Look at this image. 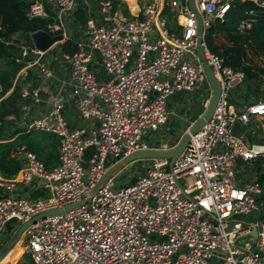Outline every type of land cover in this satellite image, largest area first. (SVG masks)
Masks as SVG:
<instances>
[{"label":"built area","instance_id":"obj_1","mask_svg":"<svg viewBox=\"0 0 264 264\" xmlns=\"http://www.w3.org/2000/svg\"><path fill=\"white\" fill-rule=\"evenodd\" d=\"M76 1L51 0L53 20L44 30L61 33L60 43L70 39L66 16ZM83 1L84 33L73 40V52L55 56L69 66L68 78L59 82L50 110L26 128L57 135L58 162L47 168L25 145L16 147L24 164L16 176L0 179L6 193L0 195V244L11 220L22 224L81 200L107 166L123 156L169 148L154 144L151 134L172 113L168 98L194 91L206 80L196 48L198 13L204 55L220 84L211 119L190 136L171 166L168 158L149 159L131 183L114 190L111 177L84 204L30 224L22 233L24 251L33 264H264V224L257 218L263 186L257 179L237 182L233 171L238 159L251 163L264 156V143L247 144L242 138L250 117L264 116V101L235 109L229 92L243 83L244 75L210 52L204 40L211 21L224 17L231 0H194L196 11L190 0H147L135 13L127 0H121L124 8L101 0L97 11ZM251 1L264 7V0ZM27 16L47 18L50 13L43 0H30ZM250 25L244 18L238 27ZM5 43L19 48L15 61L22 65L12 87L28 78L32 66L43 78H53L45 52L32 41ZM39 96L36 87L21 90L23 99L39 101ZM69 101L83 120L93 123L70 127L64 115ZM236 121L242 126L238 135L231 131ZM20 183L47 189L49 196L16 195ZM243 215L251 217L242 221ZM253 228L256 237L250 234ZM244 236L254 242L238 244Z\"/></svg>","mask_w":264,"mask_h":264},{"label":"trees","instance_id":"obj_2","mask_svg":"<svg viewBox=\"0 0 264 264\" xmlns=\"http://www.w3.org/2000/svg\"><path fill=\"white\" fill-rule=\"evenodd\" d=\"M29 2L30 0H0V61H5L9 66L0 72V96L11 90L0 100V176L3 178L15 176L22 166V161L11 155L17 145L25 144L29 150L37 151V143L34 141L36 135L31 131H24L13 140L9 139L21 129L6 131L7 116L16 115L23 101L20 87L15 85L11 89L13 78L22 66L15 61L19 48L15 44H6L5 41H14L12 35L17 32L28 34L39 29L44 30L53 20L51 11L47 18H28ZM81 18L77 16L79 22H82ZM244 18L249 19L251 25L249 28L239 29V22ZM204 40L210 52L221 56L226 65L243 73V83L252 80L257 72L264 68V7L251 0H231L230 8L224 17L211 21L205 31ZM60 48L65 52H73L75 45L69 39L62 43ZM253 96L254 93L248 88L246 104L259 100ZM262 160L257 158L255 163L259 164ZM257 180L262 184L264 172ZM257 218L264 224V211H260ZM21 253L3 264H33L29 257L26 261L18 260Z\"/></svg>","mask_w":264,"mask_h":264},{"label":"rangeland","instance_id":"obj_3","mask_svg":"<svg viewBox=\"0 0 264 264\" xmlns=\"http://www.w3.org/2000/svg\"><path fill=\"white\" fill-rule=\"evenodd\" d=\"M79 1L81 3H84L83 0ZM86 1L88 2V5L91 9H99V2L101 0ZM111 1L114 4L120 2V0ZM127 1L131 10H133V7H137L135 2L136 0ZM124 5L126 4L124 3ZM81 11L83 13V19V15H86L87 11L85 8H82ZM83 26L84 23L79 22L78 20H71V24H69L67 32H69V35L74 33L75 31L80 32ZM13 39L14 41L24 44H29L31 42L30 37L28 38L27 36H24L23 32H19L18 35H16ZM61 44L62 43H58L54 48V50L58 53L62 51L60 48ZM51 53L52 49H50L47 55L48 58H50L49 56L51 55ZM8 68L9 66L5 61H0V72ZM95 69L96 72L100 73V68ZM248 88H250V91L254 93L253 97H257L258 99L264 101V68L259 70L252 80L245 81L243 84L232 88L229 92V102L235 107H243L247 101L246 94L248 93ZM210 95L211 89L207 80H205L203 82H200L194 91L181 92L176 96H170L168 98V107L170 110H172V113L170 114L166 123L161 124L157 131L151 133L154 139V144L167 147L173 146L183 135L189 125L193 122L194 118L196 119L199 113L201 114L204 112L208 104ZM16 116L17 115H13L12 120L8 121L16 123V121L18 120ZM70 116L77 121L80 120L81 124H86V120L80 118L78 113H76V111L72 109ZM242 138L247 144L264 143V116H251L249 119V124L245 126L242 131ZM149 144H151V142ZM54 154L56 158L55 151ZM86 155L87 153L85 154V156ZM259 158L263 159L261 162H258L259 164H256L255 161H252L251 163H245L239 159L236 161L235 165L233 166V171L237 182L257 179L259 175L264 172V156ZM110 160L111 156H108L107 161ZM149 165V159L137 160L135 162L129 163L112 177L114 183L113 189L116 190L125 184L131 183L134 179L135 174H137L138 172L143 173ZM166 169L169 170V165L166 166ZM262 186L263 195L259 199L260 211H264V181L262 182ZM37 196L46 198L47 196H49V191L47 189H39V192H37V195L35 197ZM250 217V215H243L240 216L239 219L242 221H248ZM20 226V221L18 219H13L7 224L6 228L4 229L2 234V242L0 244V264L10 261L21 252L22 253L18 260H28V256L24 251V247L22 244L23 235H18ZM253 242V238H251L250 236H244L240 238L238 244L246 245L247 243Z\"/></svg>","mask_w":264,"mask_h":264},{"label":"crops","instance_id":"obj_4","mask_svg":"<svg viewBox=\"0 0 264 264\" xmlns=\"http://www.w3.org/2000/svg\"><path fill=\"white\" fill-rule=\"evenodd\" d=\"M43 1H44L45 5H46L47 9L49 11H51V13L53 14L54 13L53 12L54 11V7H53V4L51 3V0H43ZM146 1L147 0H136L135 2H136V6L137 7H133L132 12L135 13L140 7H142L146 3ZM117 4H119L121 8H124V7L127 6V4L124 5V2H122L121 0ZM82 8H85L86 11H87V6L84 5V3H81L79 0H77L73 13L66 16V23H68L67 24V28H68L69 24H71V20L72 21L73 20H77V18H76L77 16L82 17V14H83L82 11H81ZM95 11H97V9ZM86 18H87V13H86V15H83V19L81 18L82 19V23H84V26H83V28H81L82 30L80 32H76L75 31L74 33H72L70 35L68 34L72 41L76 40L79 36H81L84 33ZM18 33L19 32L14 33L12 35L13 36L12 38H14L16 35H18ZM23 35L27 36V37L28 36L30 37V35L27 34V33H23ZM56 46H57V44L53 45L50 48V49H52V53L49 56L50 58H48V56H47L49 51H50V49L48 51H46L45 55H44V61H46V60L49 61V66L53 70V75H54L53 78H50V79L43 78L40 75V73L38 72L37 67L36 66H32V67L29 68V76H28V78L25 81H20V83L17 84L20 87V95H21L22 88H24V87L25 88H27V87L28 88L36 87V88L39 89L40 96H39V101H34V99H32V97L31 98H27V99H23L21 97L23 103L20 105V107L18 109V112L16 114L17 115L16 118L18 120L16 121V123L7 121V125H6V131L14 130V129H16V130L17 129H21V131H19L17 134H15L9 140H13L18 134H20V133H22L24 131L25 132H30V131H27V129H26L28 123H30L32 120L44 115L46 112H48L50 110L52 99H53V95H54L55 91L57 90L59 82L68 78L69 66L66 63H64L59 57H55L58 54L57 51L54 50V48ZM100 72H101V69H100ZM12 88L13 87H11V89ZM9 92H7L3 96H0V98L3 99L4 97H6V95ZM71 109L76 111L75 107L72 105V102L69 101V103L66 104V106H65L64 115H65V118H66L68 124L70 125V127H78V126L86 127V126H89V125H91L93 123L91 120H86V122H85L86 124H81L80 120L77 121V120L73 119L70 116ZM235 109L237 111H239V110L242 109V107H235ZM76 113H78V112L76 111ZM9 116H11V118H9L7 120H12L13 115H9ZM194 120H195V118H194ZM31 132H32V134L36 135L34 137V141H35V143H37V145H36L37 151L34 152V151L29 150L26 147L25 144H21V145H25V147H26V149L28 151H31V152L35 153L37 155V157L40 160L43 161V163L45 164V166L47 168L56 165L57 162H58V137L55 134L41 132V131H38V130H32ZM18 146H20V144L17 145L16 147H18ZM16 147H15L13 153H11V155H12V157H16L17 159L21 160L22 161V166H23L24 157H22V155L20 153H17V152L15 153ZM158 147H164V146H158ZM54 151L56 152V158H55ZM11 178H3V177L0 176V179L8 180V179H11ZM37 192H39V188H37L34 184L26 185V184L20 183V184H17V188L14 190L13 193L16 194V195H25V196H27V197H29L31 199L41 198L40 196L35 197L37 195ZM3 194H6V193L4 192L3 189H0V195H3Z\"/></svg>","mask_w":264,"mask_h":264},{"label":"water","instance_id":"obj_5","mask_svg":"<svg viewBox=\"0 0 264 264\" xmlns=\"http://www.w3.org/2000/svg\"><path fill=\"white\" fill-rule=\"evenodd\" d=\"M190 5L192 9L196 11L194 0H190ZM196 19H197V46H196L197 54H198L200 62L202 63L205 76H206V80L211 89V95H210L208 104L204 112L198 115V117L189 125V127L186 129L183 135L179 138V140L173 146L169 148L149 147V148L139 149L128 155L123 156L118 161L112 164H109L107 166L106 171L102 174L99 180L95 183L89 195H87L86 197L82 198L79 201L66 204L60 208H52V209L43 211L33 216L28 221L21 224L18 230V235H22L26 227H28L30 224L36 222L39 219L45 218L46 216H50V215L64 213V212H67L71 209H74L84 204L85 202L90 200L93 194H95L109 178L113 177L119 170H121L123 167H125L129 163L135 162L137 160H146V159H153V158H168L170 159V166H171L174 160L183 152L184 148L187 146L190 136L195 134L206 122H208L211 119L214 109L217 105L218 98H219L220 84L204 55L203 46L201 45L202 43L201 35L203 32V27H202V22H201V16L198 13H196ZM30 39L33 45L38 50L46 52L53 45L62 42L63 35L61 33L50 34L43 29H39V30H36L30 33ZM231 131L235 135L240 134L242 131L241 124L238 121L233 123V125L231 126ZM250 234L253 237H256V229L253 228Z\"/></svg>","mask_w":264,"mask_h":264}]
</instances>
